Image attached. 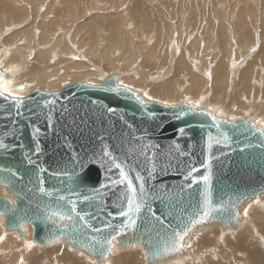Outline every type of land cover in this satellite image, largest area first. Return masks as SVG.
Returning <instances> with one entry per match:
<instances>
[{
    "label": "water",
    "instance_id": "obj_1",
    "mask_svg": "<svg viewBox=\"0 0 264 264\" xmlns=\"http://www.w3.org/2000/svg\"><path fill=\"white\" fill-rule=\"evenodd\" d=\"M120 78L115 72L96 86L87 81L54 92L33 90L23 98L19 110L10 98L0 96V141L8 146L0 148V188L5 194L0 197V218L5 233L28 239L24 227L31 225L36 244L61 242L95 264H104L110 256L104 260L82 245L103 244L112 236H116L113 252L140 247L146 264L177 260L184 248L162 253L155 262L152 253L162 250L173 231L183 230L194 213L202 215L206 186L200 177L208 174L202 167L208 160L214 211L207 222L191 228L185 240L213 224L223 231L240 228L242 204L264 193V134L257 131L262 127L248 118L227 121L201 106L177 119L180 108L187 111L189 104L167 108L148 102L147 107L142 106L135 99L137 94L144 98L139 92L111 90L120 85ZM109 107L115 111L109 112ZM36 128L40 132L34 135ZM180 128L185 129L183 135ZM209 136L213 137L211 150ZM104 150L126 168L138 195L137 172L146 181L145 209L134 217L136 224L123 231L127 218L119 211L126 207L127 192L124 185L112 184L119 172L110 158L103 157ZM191 167L199 169L194 173L199 183L189 187L191 180L185 176ZM84 196L90 199L85 201ZM73 204L84 220L71 212ZM57 212L72 218L61 221L54 215ZM237 212L239 220L233 223L230 217ZM61 231L77 243L72 244Z\"/></svg>",
    "mask_w": 264,
    "mask_h": 264
},
{
    "label": "bare ground",
    "instance_id": "obj_2",
    "mask_svg": "<svg viewBox=\"0 0 264 264\" xmlns=\"http://www.w3.org/2000/svg\"><path fill=\"white\" fill-rule=\"evenodd\" d=\"M89 1L92 4H89L88 7L86 6L83 12L79 13V11H76L74 8L73 12L71 11L72 13H69V12L66 13L68 10L67 8L64 11L65 12L64 16L62 14L56 15L52 13L54 8H59V5L62 6V8H64L63 7L64 5H62V2L60 0L52 1L50 5H48V3L44 5L43 4L40 5L41 3H44L43 0H40L39 4H37L38 3L37 1L35 4L32 3L33 6L35 5L37 6V7H34L33 9L34 11L38 9H43V10L45 9V12L42 15L38 14L39 16L38 18L44 17V16L45 17L47 16V17L45 19L41 18L40 20V22L44 23L45 25H43L41 29V33H42L41 37L36 41L37 42V45L35 48L36 51L33 50L37 52V57H36L37 64L30 68L29 66L25 64L29 62L28 61L29 56L32 55L33 53L29 50L27 42L29 40L34 42V35H33L34 32L32 31L33 28H30V30L27 31L28 27L25 28L23 26H20V24L23 25L26 23V20L28 21L30 19L29 17L26 18V15H28L27 13L26 15H23V12L25 11V9L23 10V8H26V7L23 4H21L22 2L19 3L18 0H0V33H2L6 29L5 27H8L9 29V27L13 25L11 28H14V29L9 30L12 32L8 34L9 33L8 31V33L5 36L9 37L10 35L15 34L14 37L12 36L13 38H10V41H9L11 43L9 45L10 47L7 50L3 49L4 51L0 53V68H1V65H5V69L7 70L11 69L9 71H11L12 73L11 72L9 73V71H6V70H5L6 72H3L2 70L0 71L3 72L4 74L5 73L8 74L7 80H12L15 82L12 85L13 90L17 89L20 85H23L26 87L25 91L20 93V95L23 98L26 97L33 90H37L38 88L43 87L45 85H50L54 89L57 88V90H60L59 88H62L61 84L63 82H68L66 84L71 85V84L80 82L83 77H84L83 80L88 79V82H91V84L89 83L90 85L96 86V85L102 84L105 76H101L100 72L97 75L96 73L90 72L91 68L96 69V70H101V68L95 67L94 65L95 63H91L90 60H94V61L97 60L100 66H107L110 68V70H114L115 72L119 71L118 68H123L124 66L126 68L127 65L129 66L127 68L129 70L131 67L139 63V61L147 60L146 62L151 63V66H152V68L150 67L151 71H147V72L135 71V70L129 71V72H133V74L131 75V77H129L128 83H129V86L132 89H134V91L135 90L139 91L144 85L145 87L149 85L147 82H149L151 79L152 80H157V79L162 80L163 79L162 82H166L165 80H168L167 78H169L168 77L169 75L167 74L172 75L173 73V75L170 77L172 78V80L169 81V83L167 82L166 85L164 86L159 85L161 87L156 86V87H152L151 89L149 88L150 90L148 91V93L152 95L154 99L156 100L171 99L173 102L175 101L174 103L178 104L181 101L186 102L188 100L196 102L197 100H199L201 96H203L204 100L200 102V106L202 107V105L209 104L208 96L210 95L209 93L212 90L213 92L211 95L216 97L217 103L222 105L221 107L223 109H221L220 111L224 110L220 114L226 116V114L231 113L232 117L235 118V120H241L240 118L242 119L248 118L249 120L253 121L255 124L264 128V123H257V121H264V91L263 92L259 91V90L264 89V64L255 65L254 63V65H251L250 63H248L247 65H245V67L249 66V69L251 72L249 75L247 73H244L243 77H241V82H240V75L239 77L237 76V73L239 72L237 62L238 60H242L243 58H246L247 51L251 52V50L254 48V45H251L253 42L251 38L248 41V38L245 35L246 32L245 34L243 33L244 36H239L236 32H234V26H235L234 21L230 19H225V17H223L220 21L215 20L214 26H212V28L209 29V26L207 24L204 27L205 32L201 34L197 31V28L203 24L202 17H204V12L202 11V9H196L192 13L187 12L185 10L182 12L180 11L181 15L179 17L180 20L178 21L179 24L175 25L173 23L174 17L171 16V14L169 15V13L167 12L168 8L161 7L162 15H165V18L167 21H165V18L160 14L161 16L160 15L159 16L161 17V19H159L156 22L157 25H152L150 28H148V30L143 25H140L142 22L139 25H137L135 23V20L133 21V18L130 16V13L128 11H124L120 15V18H119L120 20L118 18L116 19V17L114 18L115 13L114 11H112L110 12V14L114 13L112 18L107 17V19H105L106 17H99L100 19L98 20V22L95 21L97 19H94V20L89 19L88 20L90 21L89 23L88 22L86 23L84 21L85 22L84 25L86 26L85 29H83L84 27L79 29L80 28L79 27L77 29H79L80 32L77 29L73 31V29H70V26H72L75 22H77V19L82 20L83 17L96 12L98 7L103 8V5L98 6L99 5L98 0L97 1L89 0ZM69 2L71 3V1ZM52 4L54 5V8H52L53 7L51 6ZM142 4H144V2ZM68 5L72 6V4H68ZM28 7H29V4H28ZM112 7L114 8V6ZM138 11L139 10H137V13L139 14ZM170 11L171 13H173L172 10ZM49 13L52 14V18L49 17L51 16L49 15ZM166 13H168V16L166 15ZM96 15L99 16L100 14L97 13L94 16ZM131 15H134V13ZM156 16H158L157 13H156ZM176 19L178 20L177 16H176ZM160 20L162 23L160 22ZM149 21L152 22V17L149 19ZM52 23L54 25H51ZM104 23L106 24L108 23L107 30L111 32L110 34L111 36H109L106 33L105 28H104L105 30L103 29ZM195 24H196V28L194 27ZM56 26L58 27L60 26L59 27L60 29L55 30L54 27ZM38 28L39 27L36 25L35 31L38 30ZM45 30L47 31L48 34L50 35L53 34V35L47 36L45 38V35L43 36V34H45ZM84 30H85L84 32L85 35H87L86 37H82L83 35L81 36ZM93 30H95V35L90 38L89 33H91ZM72 35H73V39L71 40L70 36L72 37ZM202 35L204 36L207 35L210 41L212 42L213 46H215L213 48L215 50V51L213 50V58L209 56L210 55L209 48H208L209 44L207 42L206 44H204L203 42L204 36ZM257 35L258 34H256V36ZM52 37H53V41L51 44L50 40H52L51 39ZM244 37H246V39H244ZM240 38L243 40L242 43H238ZM19 40H21L22 42L25 41V43L22 44L20 41L21 44L18 45V47L11 48L14 45L13 44L14 41L18 42ZM70 40L73 41L75 44H77V46L73 47ZM221 43L224 44L225 51L220 50L219 46ZM82 55L87 56V57H83ZM204 56L205 58L203 59ZM71 57L72 58L81 57L85 59L87 63L78 62L75 60L73 61L70 59ZM172 60H176V63L174 65L169 66ZM24 65H25V68L22 70V66ZM160 68H163L164 70L162 72H159ZM197 69H201V73L204 75H201L200 72L197 71ZM175 71L180 72V73L177 74L175 73ZM157 75L160 78H158ZM250 76H251V79H250L251 82L248 81V78ZM235 83L238 86L236 85L235 87ZM250 86H252V91L256 93L255 95L254 93H251L250 95L241 94L240 96L237 95L235 97L236 89L243 91L242 88H245L244 91H247ZM145 87L142 90L145 91ZM171 87L179 91L175 89L171 90ZM227 103L229 104V107H232L231 111H228ZM216 109L217 108H215V110ZM261 195L264 196V193ZM246 202H248V200ZM246 202H244V204H242V206L239 209V212L241 215L240 227L243 228L245 226L246 229L245 228L244 229L248 232L250 228H252L253 233H250L251 231L249 232L251 234V239L255 240L256 238L259 240L258 241L259 243L261 242V240L264 239V236H262V234L258 232L259 226L256 225L254 218L252 216L243 215L244 210H245L244 206ZM247 221L249 222L245 223ZM30 227L31 226L24 227L25 231L28 233V239H25L27 241L23 240L21 243L18 242L19 245L18 243H17V246L13 245L14 247L15 246L16 247L15 248L13 247L14 249L12 250L7 249V244L5 242L7 241L6 239L7 235L5 236L3 232H0V256L7 254V256L8 255L10 257L14 256V259H16V262L13 259L12 260L13 262L10 264H28V261L24 260L25 258L20 259V260L18 259L19 261H17V257H16L17 255H15V253L16 254L23 253V255L26 253L27 255L30 256V254L34 252L35 249L41 248V247L38 248V246L40 245L36 244L33 241V238L31 237L33 229H31L32 227L31 228ZM0 230H1V225H0ZM205 231H203L200 234L203 235ZM226 232H228L229 234L228 236L232 238L231 240L232 243H229V244L233 245V243H235L234 248L242 250V251L237 250L238 252L242 253V254L239 253L240 255L239 258L246 257L248 254L245 255V253L250 252L252 263L264 264V258H263L264 253H262L263 255L261 254V251L263 249H261L260 247L258 248V246H256L253 243L254 241L251 242L250 235L247 236L245 234V231L242 232L238 230L230 231V229H228L226 230ZM200 234L194 236L191 239L192 247L193 245H195V239L201 236ZM235 235H238V237L237 236H236L237 238L234 237ZM210 238H212L210 235H208V238L201 237L197 241L196 246L202 247V244L204 245L209 244ZM10 239H12V237ZM185 242L186 240L184 241V243ZM29 244L32 245L30 248L28 247ZM259 245L261 244L259 243ZM261 246L263 247V245ZM70 249L73 250L72 248ZM50 250L53 251L52 248ZM190 251L194 252V256H195L194 249H191ZM63 255L71 259H73L75 256L74 252L72 253L68 251L67 253H64ZM124 255L128 258L121 256V259H123L122 264H131L133 259H135V258H131L132 256L135 257V254L125 253ZM211 255L217 257V254H210L209 256ZM33 259H34V256H33ZM36 259H34L33 261L35 262ZM117 259H119V256L115 258L114 256L113 257L110 256L106 260L105 264H115L114 261H116ZM189 259H191L190 255H189ZM31 260L30 262H33ZM247 260H248V257H247ZM119 262H121V260ZM67 263H63L61 260H58V259H56V261L53 262V264H67ZM171 263H173V261H171ZM43 264H50V263L46 261Z\"/></svg>",
    "mask_w": 264,
    "mask_h": 264
},
{
    "label": "rangeland",
    "instance_id": "obj_3",
    "mask_svg": "<svg viewBox=\"0 0 264 264\" xmlns=\"http://www.w3.org/2000/svg\"><path fill=\"white\" fill-rule=\"evenodd\" d=\"M19 1V3H21V4H23L26 8H23V10L25 9V11L23 12V15H26V13L28 14V15H26V18H30L28 21L26 20V23L25 24H23V25H21L20 24V26H23V27H25V28H27L28 27V30L27 31H29L30 30V28H33L32 29V31L34 32V42H32V41H28L27 42V45H28V47H29V50L33 53L32 55H30L29 56V62H27V64H25V65H27V66H29L30 68L31 67H33V66H35L36 64H37V60H36V57H37V52H35L36 50H35V48H36V45H37V40L41 37V35H42V33H41V29H42V27H43V25H45L44 23H42V22H40V20H41V18L42 19H45L46 17L44 16V17H40V18H38L39 16H38V14H40V15H42L44 12H45V9L43 10V9H38V10H36V11H34L33 9H34V7H37L36 5L35 6H33L32 5V3L33 4H35L36 3V1L38 2L37 4H39V2H40V0L38 1V0H27V1H25V0H18ZM52 1H56V0H43V2L44 3H41L40 5H44V4H47L48 3V5H50L51 3H52ZM57 1H59V0H57ZM61 2H62V5H64L63 7L64 8H62V6H60L59 5V8H54V5L52 4L51 6H53L52 8H54V10H53V12L52 13H54V14H56V15H59V14H62L63 16H64V14H65V9H67L68 8V10H67V12L66 13H72L73 12V10H74V8H75V10L76 11H79V13H81V12H83L84 11V9H85V7L87 6H89V4H92L89 0H60ZM69 1H71V3L69 2ZM80 1V2H79ZM92 1V0H91ZM93 1H97V0H93ZM26 2V3H25ZM31 2V3H30ZM69 2V3H68ZM74 4H73V3ZM98 2H99V5L98 6H102L103 5V8H100V7H98L97 8V11L96 12H94L93 14H90V15H88V16H85V17H83L82 18V20H80V19H77V22H75L72 26H70V29H73V31L74 30H76L77 28H79V29H81V28H83V29H85L86 28V26L84 25V23L86 22H90V21H88L89 19H91V20H94V19H97V20H95L96 22H98V20L100 19L99 17H106L105 19H107V17L108 18H112L113 17V15H114V13H115V15H114V18L116 17V19L118 18H120V15L124 12V11H128L129 13H130V16L133 18V21L135 20V23L137 24V25H139L141 22V24L140 25H143L147 30H148V28H150L152 25H157V21L159 20V19H161V15H162V12H161V10H162V8L161 7H164V8H168V13H169V15L171 14V16H173L174 17V24L175 25H177V24H179V20H180V15H181V12L182 11H187V12H190V13H192V12H194L196 9H202V11L204 12V17H202V19H203V24L201 25V26H199L198 28H197V31L199 32V33H201V34H203V32H205V26L208 24V26H209V29H211L212 28V26H214V21L215 20H221L223 17H225V19H230V20H232V21H234L235 22V26H234V32H236L239 36H244L243 35V33L245 34V32H246V36H247V38H248V41L250 40V38L253 40V42H252V44L251 45H254V48L253 49H255V51H253V49L251 50V52H249V51H247V56H246V58H243L242 60H238V62H237V65H238V69H239V72L237 73V76L239 77V75H240V82H241V77H243V75H244V73H247L248 75L250 74V69H249V66L248 67H245V65H247L248 63H250L251 65H254V63H255V65H263L264 64V0H98ZM144 2V4H142ZM66 3V4H65ZM20 4V5H21ZM28 4H29V7H28ZM68 4H72V6L71 5H68ZM121 4V5H120ZM136 4V5H135ZM76 5V6H75ZM114 6V8L112 7V6ZM136 7H135V6ZM143 5V6H142ZM50 6V7H51ZM73 6H75V7H73ZM90 6H92V5H90ZM119 6V7H118ZM66 7V8H65ZM71 7V8H70ZM118 8H120V9H118ZM163 8V9H164ZM37 9V8H36ZM78 9V10H77ZM122 9H124V10H122ZM139 10L138 12H139V14L141 13L142 14V16H141V14L139 15L138 13H137V10ZM142 9V10H141ZM43 10V11H42ZM94 10V9H93ZM122 10V11H121ZM170 10H172L173 11V13H174V15H176L177 16V18H178V20L176 19V16H174L173 15V13H171V11ZM175 10V11H174ZM176 10H178V11H176ZM56 13H55V12ZM72 11V12H71ZM112 11H114V13L112 14H110V12H112ZM133 11V12H132ZM181 11V12H180ZM90 13V12H89ZM97 13H99L100 15L98 16V15H96V16H94L95 14H97ZM109 13V14H108ZM134 13V15H131V14H133ZM156 13H157V15L158 16H156ZM168 13H166V15L168 16ZM177 13V14H176ZM135 14H136V16H135ZM153 14H155V15H153ZM161 14V15H160ZM49 15H51V16H49V17H51L52 18V14L51 13H49ZM118 15V16H117ZM160 15V16H159ZM36 16H37V18H36ZM139 16H141V17H139ZM164 18H165V15H162ZM94 17H96V18H94ZM144 17H146V18H144ZM152 17V22H150L149 21V19ZM50 18V19H51ZM115 19V20H116ZM154 19V20H153ZM79 20V21H78ZM120 20V19H119ZM137 20V21H136ZM46 21H48V20H46ZM85 21V22H84ZM165 21H167L166 20V18H165ZM19 22H20V20H19ZM19 22H17V23H19ZM79 22V23H78ZM160 22H161V20H160ZM24 23V22H23ZM47 23V22H46ZM68 23V22H67ZM81 23H83V24H81ZM162 23V22H161ZM108 24V23H107ZM106 23H104V25H103V29L106 31V33L109 35V36H111L110 34H111V32L109 31V30H107V25ZM36 25L39 27L38 28V30H36L35 31V28H36ZM51 25H54L53 23L51 24ZM76 25H78V26H76ZM81 25H83V26H81ZM217 25V24H216ZM13 26V25H12ZM12 26H10L9 27V29H8V27H5L6 29L2 32V33H0V53H2L4 50H7L10 46V38H13L14 37V35L15 34H12V35H10L9 37L7 36H5L7 33H8V31L9 30H12V29H14V28H11ZM105 26V27H104ZM16 27V26H15ZM60 27V26H59ZM58 26H56V27H54V29L55 30H58V29H60ZM74 27V28H73ZM194 27L196 28V24L194 25ZM24 28V29H25ZM79 29H77L78 31H79ZM7 30V31H6ZM90 30V29H89ZM92 30V29H91ZM72 31V32H73ZM12 31H9V33L8 34H10ZM71 32V33H72ZM80 32V31H79ZM85 30L83 31V33L81 34V36L82 37H86L87 35H85ZM70 33V34H71ZM216 34V33H215ZM256 34H258L257 36H256ZM263 36H262V35ZM45 35V38L47 37V36H51V35H53V34H48L47 33V31L45 30V34H43V36ZM89 35H90V38L92 37V36H94L95 35V30H93L91 33H89ZM13 36V37H12ZM202 36H204V35H202ZM253 36V37H252ZM54 37V36H53ZM53 37L51 38L52 40H50V43L52 44V41H53ZM81 37V38H82ZM263 37V38H262ZM256 40H255V39ZM258 38V39H257ZM33 39V38H32ZM70 39L72 40L73 39V35H72V37L70 36ZM244 39H246V37H244ZM22 40V39H21ZM21 40H19L18 42H16V41H14V45L11 47V48H16V47H18V45H20L21 43L23 44V43H25V41H21ZM70 40V41H71ZM8 41V42H7ZM20 41H21V43H20ZM6 42V43H5ZM30 42V43H29ZM203 42H204V44H206V42L209 44V46H208V48H209V52H210V57L211 58H213V48L215 47V46H213V44H212V42L210 41V39H209V37L206 35V36H204V40H203ZM243 42V40L240 38V40L238 41V43H242ZM255 42V43H254ZM16 43V44H15ZM29 43V44H28ZM71 43H72V45H73V47H75V46H77V44H75L73 41H71ZM30 45H31V47H30ZM33 45V46H32ZM220 50L221 51H225V46H224V44L223 43H221L220 44ZM4 49V50H3ZM78 49V48H77ZM76 49V50H77ZM33 50H35V51H33ZM215 51V50H214ZM35 52V53H34ZM203 55V54H202ZM83 56V55H82ZM83 57H87V56H83ZM205 58V56L203 57V59ZM71 60H75V61H78V62H83V63H87L86 62V60L85 59H83V58H81V57H78V58H70ZM143 59V58H142ZM207 59V58H206ZM205 59V60H206ZM233 60V59H232ZM91 61V63H95L94 65H95V67H98V68H101V70H96V69H93V68H91L90 69V72H93V73H96V75L100 72V74H101V76H106V75H110V74H113V73H115V71L114 70H110V68L109 67H107V66H100L99 65V62L97 61V60H90ZM147 61V60H146ZM146 61H143V60H141V61H139V63H137L136 65H134L133 67H131L129 70L127 69L129 66L127 65L126 66V68H125V66L123 67V68H118V70L119 71H116V72H118V73H120V75H121V78H120V80H119V84H121V83H123V84H126V85H128L129 86V83H128V79H129V77H131V75L133 74V72H129V71H132V70H135V71H145V72H147V71H151V68H152V66H151V63H149V62H146ZM89 63V62H88ZM90 63V64H91ZM176 63V60H172L171 61V64L169 65V66H171V65H174ZM98 64V65H97ZM25 65L24 66H22V70L25 68ZM93 65V64H92ZM93 65V66H94ZM143 65V66H142ZM244 65V66H243ZM100 66V67H99ZM163 66V65H162ZM107 67V68H106ZM151 67V68H150ZM140 68V69H139ZM138 69V70H137ZM168 69V68H167ZM244 69V70H243ZM0 70H2L3 72H6V71H9V70H7V69H5V65H1V68H0ZM6 70V71H5ZM164 69L163 68H160L159 69V72H162ZM165 70H166V68H165ZM197 71H199L200 72V74L201 75H204V74H202L201 73V69H197ZM11 71H9V73H10ZM12 73V72H11ZM127 73V74H126ZM175 73H177V74H179L180 72H177V71H175ZM7 74V73H6ZM166 74H167V72H166ZM165 74V75H166ZM167 75H169L168 77L169 78H167L168 80H165L166 82H162V80H159V79H157V80H150L149 82H147L149 85H147L146 87H145V85L138 91V90H135L136 92H139L140 93V95L141 96H143L144 97V92H148L152 87H156V86H158V87H161V86H159V85H162V86H164V85H166L167 84V82L169 83V81H171L172 80V78H170L172 75H173V73H172V75L171 74H167ZM154 77H156V76H154ZM157 77H158V75H157ZM84 78V77H83ZM83 78H82V80L80 81V82H87L88 81V79L87 80H83ZM158 78H160V77H158ZM251 76L248 78V81L249 82H251ZM90 81V80H89ZM239 82V83H240ZM66 83H68V82H63L62 84H61V87H63L64 85H68V84H66ZM88 83H90L91 84V82H88ZM160 83V84H159ZM244 83V82H243ZM243 83H242V85H243ZM236 83H235V87H236ZM48 86V87H47ZM238 86V85H237ZM130 87V86H129ZM144 87H145V91L144 90H142V89H144ZM147 88V89H146ZM150 88V89H149ZM56 90H57V88H55ZM53 87H51L50 85H45V86H43V87H40V88H38L37 90H41V91H43V92H50V91H56ZM59 89H61V88H59ZM173 89H175V88H173V87H171V90H173ZM235 89V88H234ZM243 89V91H240V90H238V89H236L235 90V97L238 95V96H240L241 94H246V95H250L251 93H254V95L256 94L254 91H252V86H250L249 87V89L247 90V91H244L245 90V88H242ZM134 90V89H133ZM175 90H177V89H175ZM177 91H179V90H177ZM210 91V90H209ZM259 91H264V89H262V90H259ZM258 91V92H259ZM212 90L210 91V95L208 96L209 97V104L208 105H202V107H204V108H206V109H208V110H210V111H212V112H214L215 114H216V116H218V117H221V118H224V119H227V121H235V119H233V117H232V115H231V113H229V114H226V116L225 115H222V114H220V113H222L224 110H222V111H220L221 109H223L221 106L222 105H220L219 103H217V98L216 97H214V96H212L211 94H212ZM233 93H234V91H233ZM234 98V97H233ZM188 99V98H187ZM154 100H156V99H154ZM213 102H212V101ZM215 100V101H214ZM162 101H164V100H162ZM166 101H168V103L169 104H175V105H178V104H180L181 102H179L178 104L177 103H174L171 99H166ZM184 102V101H183ZM185 103H187V101L185 102ZM217 103V104H216ZM188 104V103H187ZM231 104V103H230ZM227 106H228V111H231L232 110V107H229V104L227 103ZM214 107V108H213ZM224 107V106H223ZM215 108H217L216 110H215ZM219 109V110H218ZM215 110V111H214ZM220 111V112H219ZM239 111V110H238ZM234 112H236V111H234ZM230 116V117H229ZM233 119V120H232ZM240 119H242V118H240ZM257 120V119H256ZM256 122V121H255ZM2 191V192H1ZM0 197H2V196H5V194H4V191L0 188ZM259 201V203H256L255 201ZM264 200V196H260V197H258V198H256V199H250V200H248V202H246L245 203V206H244V208L246 209V208H248V215L247 216H252L253 218H254V220H255V222H256V225H258L259 226V229H258V232H260L261 234H262V236H264V204H263V201ZM253 201V202H252ZM262 201V202H261ZM252 202V203H251ZM255 202V203H254ZM261 202V203H260ZM251 203V204H250ZM249 205H251V207H249ZM248 206V207H247ZM250 209V210H249ZM253 209V210H252ZM261 209V210H260ZM249 211H250V213H249ZM263 213V214H262ZM243 215H244V213H243ZM245 216V215H244ZM248 219V218H247ZM249 220V219H248ZM250 221V220H249ZM249 221H247V222H245V223H248ZM261 221V222H260ZM2 223V224H1ZM262 223H263V225H262ZM0 225H1V230H0V232H3V234L6 236V239H7V241H5L6 242V244H7V249L8 250H12V249H14L16 246H17V243L18 242H22L23 240L24 241H27V240H25L24 238H18V236H17V233H15V232H10V233H7V234H5L4 233V221H3V219H1L0 218ZM246 225V224H245ZM26 226H31V225H26ZM25 226V227H26ZM32 227V226H31ZM30 227V228H31ZM263 227V228H262ZM206 227H204L203 229L201 228V230L200 229H198L197 231H194V232H192V234H190L189 236H188V238L186 239V242H185V249H184V253L179 257V259H174V260H169V261H167V262H165V263H163V264H255V263H252V258H251V254H250V252H246L245 253V255H247L246 257H241V258H239L240 257V255H239V253L240 254H242L241 252H238L237 250H241V249H236V248H234V246H235V243H233V245H231V244H229V243H232V238H230L228 235V232H226V231H223L221 228H220V226L219 225H217V224H213V225H210V226H208L206 229H205ZM241 228L242 227H240L239 229H238V231H245V234L247 235V236H249L250 235V240H251V242H253L256 246H258V248L260 247L261 249H263L262 251H261V254L262 253H264V239L263 240H261V242H259L261 245H263V247L261 246V245H259V243H258V239H256L255 238V240H253V239H251V234L250 233H253V230H252V228H250V230H249V232L248 231H246L245 229H246V227L244 226L243 228H242V230H241ZM245 228V229H244ZM31 229H33V228H31ZM262 229V230H261ZM207 232H206V231ZM208 230H209V232H208ZM203 231H205V233L202 235V234H200V233H202ZM197 232V233H196ZM242 232H240V233H242ZM248 232V233H247ZM32 233H33V230H32ZM195 233V234H194ZM215 233V234H214ZM198 234H200L201 236L200 237H197L196 239H195V245H193V247H192V243H191V239L194 237V236H196V235H198ZM9 235H11V236H9ZM208 235H210L212 238H210V243L209 244H206V245H204V244H202V247H197L196 246V243H197V241L202 237V238H208ZM219 236V237H218ZM224 236V237H223ZM238 237V235H235L234 237ZM12 237V239H10ZM32 237V236H31ZM221 237H223V238H221ZM233 237V236H232ZM236 237V238H237ZM16 240V242H15V240ZM225 241H224V240ZM10 241V242H9ZM15 242V243H14ZM262 242H263V244H262ZM12 244V245H11ZM191 245V247H187V245ZM9 245H11V246H9ZM13 245H16L15 247L13 246ZM18 245H19V243H18ZM209 245V246H208ZM224 247H223V246ZM53 246V247H52ZM9 247V248H8ZM14 247V248H13ZM41 247V248H40ZM55 247V248H54ZM57 247V248H56ZM60 247V248H59ZM196 247V248H195ZM216 247V248H215ZM219 249H218V248ZM36 248H37V246H36ZM38 248H40V249H35L34 250V252H32L31 254H33V255H31L30 254V256L29 255H27L26 253V255L24 254L23 255V253H21V254H19V253H15V255H17L16 257H17V261H19L20 259H24V260H27L28 261V264L30 263V264H32V263H34V264H43L44 262H49L50 264H53V262L54 261H56V259H58V260H61L63 263H67V261H68V263L67 264H95V262H94V260L92 259V258H89V257H87V256H85L84 254L82 255V253H79V252H77V251H73V250H71L70 248V246H68V245H63L61 242H57V243H55V244H52V245H47V246H38ZM53 249V251L52 250H50V249ZM187 248H188V250H187ZM208 248V249H207ZM56 249V250H55ZM191 249H194V251H195V256H194V252H192V251H190ZM199 249H201V250H199ZM207 249V250H206ZM5 250V249H4ZM37 250V251H36ZM39 251V252H38ZM67 251L68 252H74V254H75V256H74V258L73 259H71V258H69V257H67V256H64L63 254L64 253H67ZM198 251H200V252H198ZM242 251V250H241ZM131 252V253H130ZM134 252V253H133ZM209 254H208V253ZM216 252V253H215ZM55 253H57V254H55ZM135 254V257L134 256H132L131 258H135V259H133V261H132V263L131 264H145L146 262H145V258H144V251L142 250V248H140V247H138V248H136V249H118V248H116L115 250H114V252L110 255V256H114V258L115 257H118L119 256V259H117L116 261H114V263L115 264H122V260L123 259H121V256H124V257H126L124 254ZM189 253H191V254H189ZM205 253V254H204ZM244 253V252H243ZM138 254V255H137ZM191 256V259H189V255ZM210 254H217V257H215V256H213V255H211V256H209ZM193 255V256H192ZM220 255V256H219ZM250 255V256H249ZM263 255V254H262ZM33 256H34V259H36L37 257V259L35 260V262L33 261L34 259H33ZM138 256V257H137ZM5 257V258H4ZM10 256L8 255L7 256V254L6 255H2V256H0V264H10V263H12L13 261V259H14V256L13 257H10ZM15 257V258H16ZM18 257H20V258H18ZM54 257V258H53ZM221 257V258H220ZM247 257H248V260H247ZM68 258V259H67ZM126 258H128V257H126ZM140 258V259H139ZM244 258V259H243ZM263 258H264V255H263ZM19 259V260H18ZM32 259V260H31ZM15 260V262H16V259H14ZM30 260L31 261H33V262H30ZM42 260V261H41ZM121 260V262H119ZM135 260V261H134ZM247 260V261H246ZM41 261V262H40ZM137 261V262H136ZM171 261H173V263H171ZM247 263H246V262ZM7 262V263H6ZM118 262V263H117ZM124 263V262H123ZM105 264V263H104Z\"/></svg>",
    "mask_w": 264,
    "mask_h": 264
},
{
    "label": "snow or ice",
    "instance_id": "obj_4",
    "mask_svg": "<svg viewBox=\"0 0 264 264\" xmlns=\"http://www.w3.org/2000/svg\"><path fill=\"white\" fill-rule=\"evenodd\" d=\"M253 51H255V49H253ZM11 70V69H9ZM13 83H15L12 80H7L2 73H0V96H6L7 98H10L13 102L15 107L17 108V110H19V108L22 106L23 103V97L20 95V93L25 91V87L23 85H20L17 89L13 90L12 89V85ZM123 88L126 92L128 93H132L134 90L129 87L126 84L121 83L118 87L116 88H112L111 90L114 92H119L120 89ZM135 99L138 101V103L142 106L147 107L148 102H154L156 104H163L165 107L167 108H176L175 104H169L168 101L164 100H154V97L152 95H150L148 92H144V98H141L138 94L135 95ZM204 100V97L201 96L199 98V100H197L196 102H193L191 100H188L187 103L191 106L190 108H188L187 111H185V109L183 107L180 108L178 114H177V119L181 118L183 115H187V112L190 111H195L198 110L200 107V102ZM54 103V101L52 102ZM109 112H114L115 109L109 107L107 109ZM154 115V114H153ZM50 119V118H49ZM216 118L213 117V120H215ZM235 119V118H233ZM257 123H264V121H257ZM253 127H255L253 125ZM257 131H259L261 134H264V128H259L257 129ZM40 132L39 128L35 129V134H38ZM179 132L181 135L184 134L185 129L184 128H180ZM228 137L225 136L224 140L227 141ZM212 143H213V137L209 136L208 138V149L211 150L212 148ZM216 143H220L219 140H216ZM7 145L0 141V148H4L7 149ZM39 147L36 148V151L39 152ZM103 157H107L110 158L111 160V164L115 167V169L118 170L119 175L117 179L112 180V184L115 185H124L126 192H127V197H126V207H122L119 211V215L121 217H125L127 218V223H125L122 228L121 231H123L124 228H129V227H133L136 224V219L134 217H138L145 209L146 206V200L144 198L145 196V177L143 175H141L139 172H137L136 176H135V180L139 182V195H138V189H137V185L134 183L133 178L129 175V172L126 170V168L121 164V163H116L115 158L111 157V153L108 152L107 150L103 151ZM31 162V161H30ZM203 168L209 170L208 174L203 175L200 177V179L203 180L206 188H205V192H204V205L205 210H203L202 215L197 212L193 214V218L189 221L188 224L185 225L183 230L180 231H173V236L172 239L166 243V245L163 247L162 250H155L152 253V259L155 262V260L157 258H159V256L162 253H176L181 251L184 247H185V237L189 234V231L191 230V228L195 227L198 224H202L208 221V219L210 218L212 211H214V209L211 208L212 205V201H211V191L209 189V182L211 180V162L210 160L206 161L203 165ZM10 171V170H9ZM41 171H44V169H41ZM153 171L149 172V177L153 176ZM199 172V169L196 167H191L186 176H185V180H191V183H189V187H191L193 184H197L199 183L198 178L194 175V173ZM14 175V173H13ZM79 179V177H78ZM41 183H43L41 181ZM105 187H107V185H105ZM41 192H44L45 189L43 187L40 188ZM61 199H63V197H61ZM83 199L85 201L89 200L90 197L89 196H84ZM256 203H259V201H255ZM249 207H251V205H249ZM148 211H152L151 207L148 206ZM71 212L75 213L80 220H84V216L80 215L79 212H77V209L75 207V204H73L72 208H71ZM55 216H57L61 221L65 220V219H71V216H65L62 213H54ZM109 215H111V213H109ZM153 215L155 216V213H153ZM244 215L247 216L248 215V209L246 208L244 210ZM157 219H159L157 217ZM230 219L232 220L233 223H237L239 220V213H235L234 215H232L230 217ZM96 231H99L98 229ZM60 235L66 236V239L68 241H70L72 244H76L77 241L74 237H72L71 235H68L64 232H60ZM54 242L55 241V237L53 238ZM116 240V236H112L111 240H106L103 244H100L99 241H97L96 243H92V244H83L82 247L86 248L90 254L92 255H98L99 257H101L102 259L106 260L108 258V256H110L113 252V241ZM97 244H100L99 248L96 246ZM32 245L29 244L28 247L30 248ZM187 247H191V245H187Z\"/></svg>",
    "mask_w": 264,
    "mask_h": 264
}]
</instances>
